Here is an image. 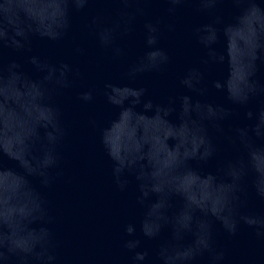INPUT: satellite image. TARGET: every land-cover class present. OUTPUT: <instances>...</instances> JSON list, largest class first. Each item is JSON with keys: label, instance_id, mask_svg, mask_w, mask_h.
I'll use <instances>...</instances> for the list:
<instances>
[{"label": "water", "instance_id": "obj_1", "mask_svg": "<svg viewBox=\"0 0 264 264\" xmlns=\"http://www.w3.org/2000/svg\"><path fill=\"white\" fill-rule=\"evenodd\" d=\"M0 264H264V0H0Z\"/></svg>", "mask_w": 264, "mask_h": 264}]
</instances>
